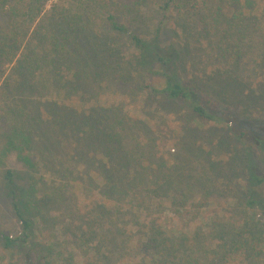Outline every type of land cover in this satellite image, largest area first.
Wrapping results in <instances>:
<instances>
[{"label":"trees","instance_id":"16d2710c","mask_svg":"<svg viewBox=\"0 0 264 264\" xmlns=\"http://www.w3.org/2000/svg\"><path fill=\"white\" fill-rule=\"evenodd\" d=\"M146 13L160 15L154 35L144 33ZM171 17L180 20L175 42L160 26ZM204 56L214 72L186 80L187 66ZM244 67L252 75L264 73V0H0L2 153L34 169L21 156L26 150L49 174L31 190L23 185L27 206L13 170L0 172V193L20 225L13 234L0 229V248L25 249L23 264H264V198L254 190L264 184V173L253 168V147L264 156V138L224 113L221 102L212 109L202 95L208 91L233 103ZM155 74L159 87L147 81ZM112 88H142L140 103L165 98L187 104L194 117L228 125L241 151L225 137L216 148L230 147L229 163L244 166L239 200L258 212L241 210L239 222L212 220L208 236L192 227L206 207L189 191L211 182L219 162L208 158L211 150L203 152L208 174L194 180L190 170L184 173L187 158L167 164L147 123L128 114L129 102L102 104ZM60 91L87 107L42 101ZM254 94L264 98V91ZM186 144L184 151L195 158L194 144ZM73 184L82 185L87 197L93 189L101 193L88 216L68 197ZM38 223L53 233L59 229L67 249L37 242Z\"/></svg>","mask_w":264,"mask_h":264},{"label":"rangeland","instance_id":"374dc122","mask_svg":"<svg viewBox=\"0 0 264 264\" xmlns=\"http://www.w3.org/2000/svg\"><path fill=\"white\" fill-rule=\"evenodd\" d=\"M158 20H160V15L156 16V14L152 15V13H146L145 21L147 22L146 30L148 32L144 33L149 36L154 35L156 32L154 31V26L158 23ZM179 21L180 20H175V18L171 17L168 23L160 25L161 28L165 30L164 38L175 42L178 36L175 38L173 34L176 33L178 35L179 28L177 27V23ZM143 25L144 22L142 23V26ZM124 49L130 51L132 48L127 44ZM206 52L207 51L203 53ZM214 68L215 67L212 66L204 56L195 64L187 66L184 77L188 81L194 76L201 79L206 73L210 74ZM251 73L252 72H250L248 68H245L243 77L238 78L243 86L240 96L237 97L233 103L228 97H225V101H223V99L208 91L202 92V95L205 94L204 101H211L210 105L212 109H216L217 103L221 102L224 113L232 114L236 119L238 118L241 122H245L247 128L254 126V128L250 130L260 133L264 138V98L260 99L254 94L258 90L264 91V73L263 70L256 73L257 75H252ZM147 81L153 85V87H159L161 84V76L158 74L151 75ZM122 90H115L112 88V90L106 91L103 96L102 104L107 101L115 102L122 99L129 102L126 104L128 114L137 118V120L139 119L147 123L152 131L151 135H154L156 138V153L158 156L165 158L167 164L174 163L181 158H187L189 161L184 173L188 174L190 170L193 175L192 180H194L204 173L208 174L209 165L206 159L203 158V152L211 150V154H209L208 158L215 163L219 162L220 168L212 172V176L210 177L213 180L211 182H207L202 187L190 189L189 191L188 196H193V198L202 196L206 207L204 213L192 224V227L196 226L197 230L200 228L203 236H208L212 226L215 225L211 224L212 220L220 222H239L238 220L242 214L241 210L247 212L249 216L258 212V210L244 208L242 201L239 200L240 193L244 189L247 181V171L244 170V166L242 165L240 168L239 166L238 168H234V165L229 163L230 147L223 150L216 148L220 138L225 137L231 141V147L234 146L236 150L241 151L243 144L233 138V131L229 130L228 125L226 126L224 123L217 124L213 120L210 121L192 116V112L185 103H174L165 98L157 105L152 102L140 103L138 102L139 97L141 95L145 96V92H143L142 88L137 91L124 92ZM51 100L77 111L87 107V104L80 101L77 97L72 96L70 99H65L62 91L42 98V101ZM1 126L2 125H0V127ZM186 141L190 142L191 147L194 144L193 150L195 158L192 156L188 157L187 153L184 151L183 147ZM245 143L246 146H249L248 142ZM4 148L5 144H2L0 141V172H3L5 168L13 170L17 185L22 189L21 195L24 196V202H26L25 204L28 206L27 198L29 194L26 195L27 188L23 185H26L31 190L30 185L36 184L35 182L39 176L46 180L49 174L43 169L42 162L38 159L37 155L29 154L26 150L22 152L21 156L23 158L28 156L34 166V169H29L27 164L25 165V161L22 162L14 158L12 154L5 155L2 153ZM253 149L255 157V166L253 168L258 173H264V156L256 147H253ZM22 157H20V159H23ZM54 181L59 183L60 179L56 178ZM38 188L39 185H37L34 190H38ZM71 190L68 197L77 201V207L83 210L86 209L87 216L89 215L88 211L95 204L92 200H97L99 202L102 198L101 193L97 189H93L87 197L84 187L79 184H73ZM254 190L257 197L264 198V184L262 187L254 188ZM85 196L87 198H85ZM4 197H6L5 194L0 193V211L4 214V218L0 214V229L9 234H13L20 230V225H18L14 219L10 211V206L6 203ZM194 199L196 200L197 198ZM62 217L65 220V216ZM260 220L261 223H263L264 216H262ZM38 224L40 225L41 232H35V236L40 235L37 242H44L45 244L47 241H51L53 246L59 249H67V244L63 240L64 235L59 229L57 233H53L54 229L50 230L48 227L43 226L42 223ZM37 247L38 246L34 245L33 250H38ZM71 249L73 250V247ZM24 250L25 249H20L19 247L7 251L0 248V264H23L22 254ZM82 250L85 251L84 248H82Z\"/></svg>","mask_w":264,"mask_h":264}]
</instances>
